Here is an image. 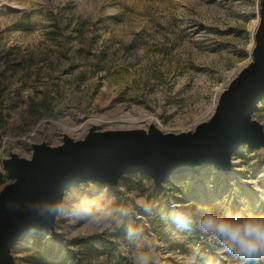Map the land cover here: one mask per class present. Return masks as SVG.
Instances as JSON below:
<instances>
[{"label": "rangeland", "instance_id": "374dc122", "mask_svg": "<svg viewBox=\"0 0 264 264\" xmlns=\"http://www.w3.org/2000/svg\"><path fill=\"white\" fill-rule=\"evenodd\" d=\"M259 3L0 0V166L12 151L29 156L34 142L57 145L63 133L83 137L91 118L99 119L98 129L115 128L112 119L131 112L141 118L127 127L148 128L152 119L171 132L208 119L220 92L252 60ZM254 117L264 123V110ZM233 159L230 174L206 168L199 176L191 174L192 185L181 191L221 214L264 215V148L243 144ZM182 178L187 174L176 181ZM118 186L84 182L66 192L62 207L83 203L93 210L108 208L115 197L131 209L124 224L142 227L149 235L153 264H188L192 238L158 215L141 214L139 207L153 202L158 205L154 212L165 214L173 204L182 207L171 188L165 183L158 189L151 177L139 173L123 175ZM56 231L57 236L51 231L28 234L12 249L16 264H40L47 246L75 255L50 264H130L122 228L101 232L62 217ZM93 234L115 237L122 254L108 259L98 249L71 244ZM208 241L220 257L235 263Z\"/></svg>", "mask_w": 264, "mask_h": 264}, {"label": "water", "instance_id": "95a60500", "mask_svg": "<svg viewBox=\"0 0 264 264\" xmlns=\"http://www.w3.org/2000/svg\"><path fill=\"white\" fill-rule=\"evenodd\" d=\"M254 33L252 60L228 83L214 112L193 128L164 131L148 128L98 129L85 135L63 133L57 145L32 143L29 156L10 152L0 166V264H16L12 249L28 234L56 232L55 212L66 192L87 181L116 187L125 174L139 173L162 188L167 178L214 167L233 170L234 153L243 145L264 148V123L254 117L264 102V0Z\"/></svg>", "mask_w": 264, "mask_h": 264}, {"label": "clouds", "instance_id": "9594fccd", "mask_svg": "<svg viewBox=\"0 0 264 264\" xmlns=\"http://www.w3.org/2000/svg\"><path fill=\"white\" fill-rule=\"evenodd\" d=\"M116 201L113 197L112 207L96 210L83 203L68 208L54 207L51 211L56 215L51 221L63 217L101 232L122 228L123 238L131 248L130 264H153L149 235L142 227L124 224V218L129 216L131 209ZM139 207L142 209L141 214L158 215L182 232L197 231L208 237L219 253L226 254L236 264H264V215L255 212L246 215L238 212L221 214L206 205L177 207L173 204V210L167 214L163 210L154 212L158 205L153 202H143ZM188 264H196L195 257H190Z\"/></svg>", "mask_w": 264, "mask_h": 264}, {"label": "trees", "instance_id": "16d2710c", "mask_svg": "<svg viewBox=\"0 0 264 264\" xmlns=\"http://www.w3.org/2000/svg\"><path fill=\"white\" fill-rule=\"evenodd\" d=\"M264 104V102H263ZM264 110V105L263 107H258V109L255 111V113H257L258 115L262 114V111ZM209 168V167H206ZM205 168V169H206ZM214 168V167H212ZM215 172L219 173V171H217L215 168L213 169ZM204 172V169L201 171V173ZM200 173V174H201ZM184 174V173H181ZM181 174H177V175H173L170 176L169 178L166 179L165 183L167 184V186H169L172 190V195L175 196L173 198L174 202L176 204L180 203L183 204L182 207H194L195 204H201V202L195 198L194 196L192 197L191 195H186L187 193L184 192L183 190L181 191L180 188L183 187H190L188 178L189 176L192 175H197L199 176L200 174H193L191 172H187L185 174H187V178H182V180H180L179 182L176 181L177 178H179V175ZM192 174V175H191ZM219 174H222L221 172ZM175 177V179L172 181L170 178ZM216 177L218 179V177L216 175L211 176L210 178ZM165 183L164 186L165 187ZM162 187V188H163ZM158 189H160L158 187ZM168 210V209H167ZM45 232V231H43ZM40 232V233H43ZM39 233V234H40ZM53 233V232H52ZM189 234V233H186ZM191 238L194 239L193 240V245L195 247V258L202 264H229L226 259L220 257L216 250L213 248L205 247V248H201L199 246L196 245V240L199 238L200 234H195V232H191ZM59 235L56 232L53 233V236H57ZM71 244H74L76 246H90V248L94 251H96L97 249L100 250L101 254H105L108 259H112L113 257L116 256H120L122 254L121 252V245L120 242L115 238L112 237L111 239H106L104 238L101 234H93V235H89V236H83V237H76L74 239H72ZM46 248V258L42 257V259L40 260V264H50L53 262H58L61 263L62 261L66 260V259H75V255H73V251L71 250H66V249H62L60 252H57V248H53V247H44ZM43 248V249H44ZM49 257V259L47 258ZM233 264H236L233 263Z\"/></svg>", "mask_w": 264, "mask_h": 264}, {"label": "bare ground", "instance_id": "6f19581e", "mask_svg": "<svg viewBox=\"0 0 264 264\" xmlns=\"http://www.w3.org/2000/svg\"><path fill=\"white\" fill-rule=\"evenodd\" d=\"M214 107V105L212 106V108ZM141 116L140 115H136V114H133L131 112H125V113H122L120 115H117L114 117V119H112L113 122L117 123L118 126L117 127H127V123H132L138 119H140ZM150 121L152 122L153 120L150 119ZM89 122L92 124H96L99 122V119L98 118H91L89 119ZM132 126V125H130Z\"/></svg>", "mask_w": 264, "mask_h": 264}, {"label": "built area", "instance_id": "2783aa9c", "mask_svg": "<svg viewBox=\"0 0 264 264\" xmlns=\"http://www.w3.org/2000/svg\"><path fill=\"white\" fill-rule=\"evenodd\" d=\"M208 237L202 236L201 234L199 235V238L196 240V245L205 248L209 246V241Z\"/></svg>", "mask_w": 264, "mask_h": 264}, {"label": "crops", "instance_id": "0c3cea01", "mask_svg": "<svg viewBox=\"0 0 264 264\" xmlns=\"http://www.w3.org/2000/svg\"><path fill=\"white\" fill-rule=\"evenodd\" d=\"M178 204H180V203H178ZM175 229H177L176 227H175ZM175 229H173V231H175ZM179 232H180V230H179ZM186 236H188V237H190L191 238V234L189 233V234H186ZM193 240L194 239H192L191 240V242L192 243H190V245H188L189 246V249H188V252L189 253H192V255L190 256V257H195V252H196V250H195V247H194V245H193ZM196 259V258H195ZM197 260V259H196ZM187 261H189V260H187Z\"/></svg>", "mask_w": 264, "mask_h": 264}]
</instances>
